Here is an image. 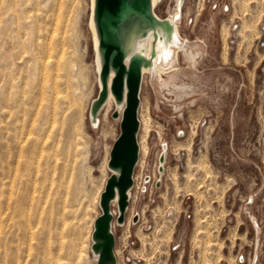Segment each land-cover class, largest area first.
<instances>
[{"label":"rangeland","instance_id":"1","mask_svg":"<svg viewBox=\"0 0 264 264\" xmlns=\"http://www.w3.org/2000/svg\"><path fill=\"white\" fill-rule=\"evenodd\" d=\"M153 11L180 36L145 64L122 219L111 201L116 264H264V0ZM92 13V0H0V264L97 263L121 114L95 108Z\"/></svg>","mask_w":264,"mask_h":264},{"label":"water","instance_id":"2","mask_svg":"<svg viewBox=\"0 0 264 264\" xmlns=\"http://www.w3.org/2000/svg\"><path fill=\"white\" fill-rule=\"evenodd\" d=\"M148 0H96L95 20L102 49L101 81L106 83L110 67L115 69L111 80V93L118 101H125L121 114L120 135L114 141L108 165L118 170L111 174L100 195L101 214L94 221L92 250L98 253L96 264H108L114 259L115 235L112 231L111 201L117 196L119 219L127 207V193L133 184V172L139 156L137 134L140 127L138 110L142 83L141 64L134 57L127 64L122 47L112 38L119 26L123 11L131 6L139 10ZM126 90V92H125ZM102 93L100 91L99 95ZM98 95V96H99ZM98 102V99L96 103ZM114 117H119L117 111Z\"/></svg>","mask_w":264,"mask_h":264},{"label":"bare ground","instance_id":"3","mask_svg":"<svg viewBox=\"0 0 264 264\" xmlns=\"http://www.w3.org/2000/svg\"><path fill=\"white\" fill-rule=\"evenodd\" d=\"M157 1L158 0H148L147 4L146 5L144 4L142 8H140L139 10H135L131 6H128L123 11L119 26L116 29H114V35L112 37L114 41H116L122 47L126 55L127 64L133 57L134 60H137L141 64V76H143L145 72L150 71V68L146 67L145 64L147 63L148 58L153 53L152 51L155 50V46L157 48V52H159L164 56L167 54V52L172 50L175 44H177L178 42L177 37L180 36L177 25H175L173 30V26L170 24L169 21L166 20L164 21L163 19L155 15L153 9L155 8ZM95 3L96 0H92L93 13L91 18V25L93 26L92 28L95 34L96 41L94 43L99 49L101 56L100 62H97L99 63V69H100L102 66L103 51L99 46V35L97 31L95 12H94ZM171 18L173 22L174 16ZM143 41L145 42V44ZM141 48H144L146 57L135 53L138 52V50H142ZM177 51L178 48H176V52H175L176 55L178 54ZM158 61H159V56L157 55L154 59L153 66L155 67L157 72H161L164 69L163 67L164 65H160ZM172 61L173 60H171V62ZM171 70L174 69L172 68ZM114 73H115V69L111 66L107 81L105 84H103L102 93L97 97L98 102L96 103L95 108L97 109L105 100H106L105 101L106 104L108 102L110 103L111 100H113L114 104H116L118 107V108L116 107L117 112L119 114H122L125 106V101L118 102L114 98L110 89L111 80L113 78ZM140 151H141V146H139V152ZM111 171L113 172V174H118V170L111 168ZM113 200L117 201V196ZM111 212L113 215L115 214L114 211L111 210ZM94 258L96 259V261L98 260V253L95 252ZM108 264H116V259L114 258L109 260Z\"/></svg>","mask_w":264,"mask_h":264}]
</instances>
